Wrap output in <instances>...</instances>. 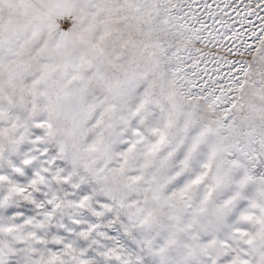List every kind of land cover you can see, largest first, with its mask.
<instances>
[{
	"label": "snow or ice",
	"instance_id": "obj_1",
	"mask_svg": "<svg viewBox=\"0 0 264 264\" xmlns=\"http://www.w3.org/2000/svg\"><path fill=\"white\" fill-rule=\"evenodd\" d=\"M0 264H264V0H0Z\"/></svg>",
	"mask_w": 264,
	"mask_h": 264
}]
</instances>
